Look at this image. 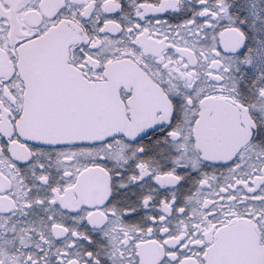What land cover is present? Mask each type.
Wrapping results in <instances>:
<instances>
[{
  "label": "snow or ice",
  "instance_id": "1",
  "mask_svg": "<svg viewBox=\"0 0 264 264\" xmlns=\"http://www.w3.org/2000/svg\"><path fill=\"white\" fill-rule=\"evenodd\" d=\"M0 264H264V0H0Z\"/></svg>",
  "mask_w": 264,
  "mask_h": 264
}]
</instances>
